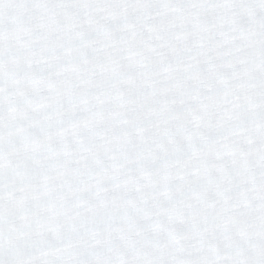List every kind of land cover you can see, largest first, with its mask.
<instances>
[{"label": "snow or ice", "instance_id": "obj_1", "mask_svg": "<svg viewBox=\"0 0 264 264\" xmlns=\"http://www.w3.org/2000/svg\"><path fill=\"white\" fill-rule=\"evenodd\" d=\"M0 264H264V0H0Z\"/></svg>", "mask_w": 264, "mask_h": 264}]
</instances>
